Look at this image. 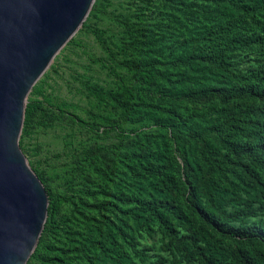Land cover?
<instances>
[{
    "label": "rangeland",
    "instance_id": "1",
    "mask_svg": "<svg viewBox=\"0 0 264 264\" xmlns=\"http://www.w3.org/2000/svg\"><path fill=\"white\" fill-rule=\"evenodd\" d=\"M218 2L94 0L25 101L18 144L50 211L25 264H143L160 252L157 223L146 225L142 217L135 223L125 212L136 207L138 176L148 175L140 162L163 164L174 181L180 177L173 137L185 130L171 122L179 116L182 123L196 121L192 113L206 107L167 94L176 90L178 71L199 75L175 66L174 57L200 48L206 36L216 41L227 24L240 20ZM240 49L230 54H239L234 60L245 72L254 56ZM191 149L185 140L187 154ZM175 192L165 208L169 214L180 196ZM180 219L175 215V226ZM116 225L140 252L109 238Z\"/></svg>",
    "mask_w": 264,
    "mask_h": 264
},
{
    "label": "trees",
    "instance_id": "2",
    "mask_svg": "<svg viewBox=\"0 0 264 264\" xmlns=\"http://www.w3.org/2000/svg\"><path fill=\"white\" fill-rule=\"evenodd\" d=\"M218 3L240 20L227 24L216 41L206 36L200 48L193 45L174 57L175 66L199 75L178 71L176 90L167 94L206 107L192 113L196 121L182 123L176 115L171 122L185 130L173 137L172 151L182 162L176 168L180 177L174 181L163 164L139 163L148 175L138 176L136 207L125 214L135 223L141 217L146 225L149 219L156 222L164 240L160 252L143 264H264V0ZM240 48L254 56L255 64L245 72L234 60L239 54H230ZM185 140L192 143L190 154ZM175 190L180 196L169 214L165 208ZM175 215L182 217L177 226ZM49 216L48 205L44 227ZM106 219L108 225L115 224ZM109 238L140 252L122 226L116 225V234L109 233Z\"/></svg>",
    "mask_w": 264,
    "mask_h": 264
},
{
    "label": "water",
    "instance_id": "3",
    "mask_svg": "<svg viewBox=\"0 0 264 264\" xmlns=\"http://www.w3.org/2000/svg\"><path fill=\"white\" fill-rule=\"evenodd\" d=\"M94 0H0V264H25L48 199L18 144L32 86Z\"/></svg>",
    "mask_w": 264,
    "mask_h": 264
}]
</instances>
